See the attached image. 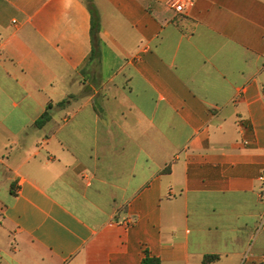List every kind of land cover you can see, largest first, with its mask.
Masks as SVG:
<instances>
[{
    "label": "crops",
    "instance_id": "0c3cea01",
    "mask_svg": "<svg viewBox=\"0 0 264 264\" xmlns=\"http://www.w3.org/2000/svg\"><path fill=\"white\" fill-rule=\"evenodd\" d=\"M147 254L264 264V0H0V264Z\"/></svg>",
    "mask_w": 264,
    "mask_h": 264
},
{
    "label": "trees",
    "instance_id": "16d2710c",
    "mask_svg": "<svg viewBox=\"0 0 264 264\" xmlns=\"http://www.w3.org/2000/svg\"><path fill=\"white\" fill-rule=\"evenodd\" d=\"M88 2H90L91 0H87ZM89 7L90 10L92 12V35L95 41L96 38V34L99 31V21H98V14L95 10V8L93 7L92 4L89 3ZM95 53V52H94ZM61 104V103H60ZM51 105H49L47 107V109L44 111V113L41 115V117L38 119L37 124L38 125H44L45 123H47L50 118H51ZM219 259L218 255H206L203 258L202 264H213L214 262H216ZM140 264H162L160 258L155 257V256H150L149 254H147L141 261Z\"/></svg>",
    "mask_w": 264,
    "mask_h": 264
},
{
    "label": "built area",
    "instance_id": "2783aa9c",
    "mask_svg": "<svg viewBox=\"0 0 264 264\" xmlns=\"http://www.w3.org/2000/svg\"><path fill=\"white\" fill-rule=\"evenodd\" d=\"M173 3L178 13H184L187 8L194 6L195 0H173ZM261 179H263V177Z\"/></svg>",
    "mask_w": 264,
    "mask_h": 264
}]
</instances>
